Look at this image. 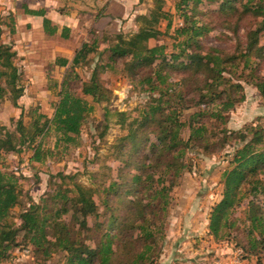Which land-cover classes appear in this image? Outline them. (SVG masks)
Segmentation results:
<instances>
[{
  "label": "trees",
  "instance_id": "16d2710c",
  "mask_svg": "<svg viewBox=\"0 0 264 264\" xmlns=\"http://www.w3.org/2000/svg\"><path fill=\"white\" fill-rule=\"evenodd\" d=\"M204 1H216L218 8L202 11L198 7ZM159 9L154 11V23L165 13ZM175 9L183 22L175 29L170 51L166 44L149 46L148 39L157 38L161 32L153 28V22L146 16H141L149 25L141 26L128 38L122 34L115 36L107 49L111 59L96 65L88 81L82 83L81 94L70 88L71 75L64 74L51 117L30 108L32 120L28 125L20 115L14 130L5 129L1 133L0 160L2 153L19 152L21 147H26L32 151L30 160L40 162L47 154H53L43 147V139L51 130L56 135L55 147L76 143L81 126L92 110L82 95L90 96L95 103L109 99L108 90L99 78L100 69L127 70L134 84L148 93V100L137 117L127 120L124 112L119 113L118 123L125 134L113 147L115 159L121 165L116 178L107 184L83 187L73 183L71 188L58 187L43 206L30 204L21 210L20 224L15 227L9 217L19 202L18 177L0 169V264L16 245L18 236L34 255L33 263L23 264H154L159 258L170 191L190 168L186 153L193 149L213 151L219 141L209 137H216L214 126L224 119L223 110L244 99L242 84L231 77L240 79L247 71L248 81L264 97V75L257 73L256 62L264 56V44L259 42L264 30V0H178ZM29 12L43 15L42 9ZM213 14L223 20H207ZM245 18L258 20L257 26L241 28ZM2 21L0 15V100L9 93L16 106L23 88L14 62L16 52L1 37ZM42 23L47 34L56 32L57 27L48 18L44 17ZM214 25L227 30L234 27L235 42L231 48L203 43ZM92 47L97 49L96 40L91 44L82 42L70 66L86 63ZM101 55L97 53L98 58ZM72 75L78 78L75 73ZM175 76L174 80L170 79ZM188 103L206 108H198L182 121V109ZM206 114L216 121L209 126L194 122ZM186 126L189 135L183 139L181 131ZM223 132V140H237L228 166L221 173L222 196L211 209L208 228L215 237L227 235V229L238 230L231 215L246 200L247 223L241 245L246 254H259L264 250V203L257 201L264 197V129L256 125L228 134ZM208 133H211L209 137ZM72 177L62 176L69 180ZM95 195L100 197L102 210Z\"/></svg>",
  "mask_w": 264,
  "mask_h": 264
},
{
  "label": "rangeland",
  "instance_id": "374dc122",
  "mask_svg": "<svg viewBox=\"0 0 264 264\" xmlns=\"http://www.w3.org/2000/svg\"><path fill=\"white\" fill-rule=\"evenodd\" d=\"M177 1L54 0L55 12L53 9L51 11L72 17L73 27H69L71 30L67 27L62 30L61 28L66 25L61 23L49 47L44 48L41 55H38L39 60L35 63L32 61L27 63L30 61L23 62L22 57L28 58L25 55L29 50L25 45L21 46V37L18 40L21 24L8 9V6L13 7L15 12H19L17 15L22 17L23 8L17 9L15 5V3L19 5L21 1L0 0V15L3 19L1 37L6 43L11 44L16 52L14 62L19 72V85L23 88L22 95L16 100V106L13 105L9 93L0 100V135L5 129L14 130L20 115L23 122L28 125L32 120L30 108H36L37 113L51 117L64 74L71 75L70 88L81 94L82 83L88 81L96 65H103L111 59V53L107 49L109 44L114 42L115 36L122 34L123 37L128 38L141 26L149 25L141 16H146L152 23L154 11L159 7V12L165 13L161 14L158 21L153 22V28L159 30L161 34L157 38L151 37L147 43L149 46L156 43L166 44L170 51L175 29L183 22L175 9ZM198 8L206 12L216 10L218 2L204 1ZM207 20L217 22L223 19L213 14ZM257 23L258 20L254 18H245L241 28H254ZM214 27L203 38V43L220 44L231 48L235 42L232 31L235 30L234 27L232 30L224 29L219 25ZM12 28H14L13 33ZM94 40L97 41V49L91 48L87 62L72 68L71 59L82 42L91 44ZM259 42L264 44V30L260 33ZM33 51L36 52L37 49ZM98 52L102 53L100 58L97 57ZM61 60H66L67 63L63 65ZM256 62L257 73L264 75V56ZM72 73L78 75V78H73ZM98 73L103 87L108 90L109 99L95 103L91 101L90 96L82 95L92 105V110L81 126L76 143L65 148H62V145L55 147L56 135L51 130L43 139V147L53 154H47L40 162L30 160L32 151L26 147H21L19 152L2 153L0 169L13 172L18 177L20 188L19 202L9 217V222L13 226L20 224L18 214L21 210L28 208L30 204L43 206L45 199L49 200L51 192L58 187L71 188L73 183H79L83 187H100L107 184L110 179L116 178L121 163L115 159L113 146L117 139L125 134V130L118 123L119 113L124 112L127 120L137 117L148 100V93L134 84L127 70L103 68ZM246 74L247 71L240 79L231 77L232 81L242 84L244 99L235 103L234 107L223 110L224 119L214 126L216 137L208 133L210 140L219 141L217 147L211 152L193 149L185 155L190 168L182 174L170 191L171 202L164 222L162 249L154 264H264V250L259 254H246L241 245L244 240L243 229L247 223V215L244 213L246 200L237 205L231 215L238 224V230L227 229V235L215 237L208 228L211 209L222 196L221 173L228 166L232 146L237 140L236 138L223 140V131L228 134L241 131L246 126L256 125L264 129V97L256 86L248 81ZM175 78L176 76L170 77L171 80ZM189 104L182 109L180 118L182 121L198 108H206V106L197 107L198 105ZM195 120H199L194 121L196 124L204 123L206 126L216 121L208 114ZM188 135L189 129L186 126L181 131V137L186 139ZM148 136L156 140L154 136ZM64 175L73 177L71 180L63 179ZM94 199L102 210L104 207L100 197L95 195ZM263 199L264 197L261 196L257 201L264 203ZM51 206L52 203L49 202V207ZM62 219H66V215H62ZM29 248L20 236L16 237V245L8 251L2 264L33 263L34 255Z\"/></svg>",
  "mask_w": 264,
  "mask_h": 264
},
{
  "label": "crops",
  "instance_id": "0c3cea01",
  "mask_svg": "<svg viewBox=\"0 0 264 264\" xmlns=\"http://www.w3.org/2000/svg\"><path fill=\"white\" fill-rule=\"evenodd\" d=\"M19 2H20L19 5H17L15 2L14 3L17 9L18 7L23 8L22 17L17 15L19 12L18 11L15 12V9L13 7L8 6V9L10 10L11 13H13L14 17H17L19 19V22L21 24L18 33V40L20 39L19 37H21L20 39L21 46L25 45L26 49L29 50L27 52V55H25L28 58L25 59L24 57H22V60L24 59L23 62L28 60L30 62L27 63H31V61L35 63L37 60H39L37 57L38 55L39 56L41 55L43 49L49 47L51 40H53V35H56V32L59 31V27H60L59 25L63 23V25L64 26L66 25L65 27L67 28L73 27V25L71 24L73 18L67 17L65 14H61L59 12L53 13L51 9H53V11L55 12L53 5L54 0H19ZM39 9L43 10V15L32 14L29 12V10H39ZM44 17L48 18L53 24V26H56L55 24H57L56 26L57 30L53 35H49L45 32L42 23ZM34 49H37L36 52L38 54H35L36 52L33 51ZM32 52L34 53L32 54Z\"/></svg>",
  "mask_w": 264,
  "mask_h": 264
}]
</instances>
